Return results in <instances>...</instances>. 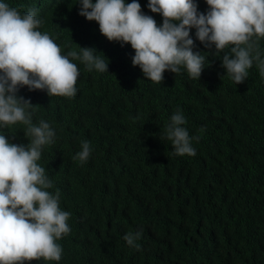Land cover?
Masks as SVG:
<instances>
[{"label": "trees", "instance_id": "trees-1", "mask_svg": "<svg viewBox=\"0 0 264 264\" xmlns=\"http://www.w3.org/2000/svg\"><path fill=\"white\" fill-rule=\"evenodd\" d=\"M0 2L21 14L36 10L38 30L63 54L91 47L109 63L101 73L73 60L80 76L72 98L28 86L16 93L35 105L34 124L44 120L56 132L38 164L53 182L48 191L59 190L71 229L57 240L60 261L25 264H264V77L255 61L236 84L222 66L230 49L216 52L192 28L193 51L205 57L200 79L181 67L155 83L133 65L130 44L110 41L80 14L79 0ZM138 2L162 26L149 0ZM196 2L207 14L206 0ZM258 47L264 59V38ZM176 112L195 156L177 155L164 134ZM25 132L19 123L0 126L17 145L30 143ZM82 141L92 149L83 164L73 160ZM140 230L139 249L129 246L124 236Z\"/></svg>", "mask_w": 264, "mask_h": 264}, {"label": "clouds", "instance_id": "clouds-1", "mask_svg": "<svg viewBox=\"0 0 264 264\" xmlns=\"http://www.w3.org/2000/svg\"><path fill=\"white\" fill-rule=\"evenodd\" d=\"M207 14L198 12L196 0H149L152 12L163 17L162 26L142 11L138 0H79L80 14L99 24L110 41L128 43L135 50L132 59L147 79L161 83L164 72L180 73L186 68L190 78L201 77L205 57L194 52L190 31L206 46L215 45L223 55V67L236 83L248 77L254 61L264 77V59L258 43L264 38V0H206ZM43 21L36 10L23 14L0 2V126L23 124L27 146L10 143L0 134V264L26 261H60L63 249L57 240L71 232L70 213L60 208L59 190L48 189L53 182L38 164L44 146L53 143L55 130L44 120L33 123L37 109L31 100L16 93L21 86L46 89L49 96L75 97L80 71L73 60H81L89 71H108L109 63L94 54L95 48L81 47L67 55L48 33L38 30ZM254 53V54H253ZM71 58V59H70ZM182 112L171 116L165 135L179 156H195ZM198 139V138H196ZM88 141L73 160L81 164L91 155ZM142 230L129 232L124 239L139 249Z\"/></svg>", "mask_w": 264, "mask_h": 264}]
</instances>
